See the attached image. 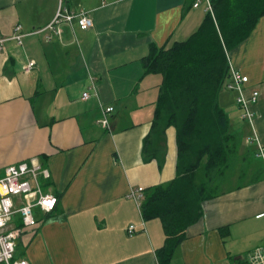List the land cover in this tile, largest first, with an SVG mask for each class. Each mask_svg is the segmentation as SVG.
Here are the masks:
<instances>
[{
  "label": "crops",
  "instance_id": "obj_1",
  "mask_svg": "<svg viewBox=\"0 0 264 264\" xmlns=\"http://www.w3.org/2000/svg\"><path fill=\"white\" fill-rule=\"evenodd\" d=\"M196 2L68 0L71 11L87 12L94 26L82 30L75 20L62 25L58 37L52 31L29 35L53 22L57 0H0V38L6 40L0 49V178L11 165L38 160L50 173L41 180L43 189L59 197L52 214L36 212L40 227L17 240L15 259L31 264H159L164 228L158 219L145 221L130 194L174 180L178 150L174 128L166 131L156 151L152 139L146 146L157 80L145 75L142 60L151 45L167 47L189 9H200ZM18 26L24 35L21 45L12 39ZM48 34L50 42L45 41ZM30 62L36 65L25 73ZM230 69L249 77L248 96L259 92L250 122L242 119L237 93L230 91L235 96L233 119L242 127V134L235 133L249 132L246 146L254 145L259 154L264 148V17L231 52ZM108 107L114 111L104 128L100 121ZM243 151L240 159H245ZM202 209L171 264H240L264 248V177L225 190ZM22 226L16 213L11 228Z\"/></svg>",
  "mask_w": 264,
  "mask_h": 264
},
{
  "label": "trees",
  "instance_id": "obj_2",
  "mask_svg": "<svg viewBox=\"0 0 264 264\" xmlns=\"http://www.w3.org/2000/svg\"><path fill=\"white\" fill-rule=\"evenodd\" d=\"M211 4L213 12L187 40L168 48L151 45L142 60L145 75L157 80L146 146L153 135L155 143L160 139L164 143L166 131L174 128L178 150L176 178L145 191L140 206L145 221L163 223L166 239L157 251L159 264L172 263L188 228L201 219L203 203L215 197L204 193L209 182L234 166L241 146L240 136L230 130L220 94L230 77V54L264 17V0H211Z\"/></svg>",
  "mask_w": 264,
  "mask_h": 264
},
{
  "label": "built area",
  "instance_id": "obj_3",
  "mask_svg": "<svg viewBox=\"0 0 264 264\" xmlns=\"http://www.w3.org/2000/svg\"><path fill=\"white\" fill-rule=\"evenodd\" d=\"M58 10L53 22L44 29H39L29 35H40L45 31L54 32L60 37L63 34L61 26L71 24L77 21L82 30H88L94 26L93 19L85 11L74 12L67 5L68 0H57ZM208 12H213L211 0H206ZM201 5L200 1L194 4L195 8ZM21 27L16 28L17 34L12 38L18 44H22L24 35H20ZM44 34V33H43ZM52 36H46L45 41L50 42ZM6 40L0 38V49H3ZM35 62H30L25 68V73H29ZM250 79L247 75L239 70H231L229 83L226 86L228 91L237 93V104L243 110L242 119L253 122V114L250 110L251 105L258 102L259 92L253 90L250 96H247L245 90L248 89ZM84 100L90 99L89 93L83 94ZM114 111L113 107H108L104 111V118L100 124L104 128L109 126L108 114ZM253 139L247 140V143H253ZM261 158H264V148H260ZM50 178L49 171L44 168L38 160H31L29 163L23 162L18 165H11L4 171L3 177L0 178V264H31L26 259H15L17 240L24 233L35 232L41 222L36 217L39 211L43 215L53 213L57 207L58 200L50 192L43 189L41 180ZM145 189L139 187L131 192L130 196L135 199L139 206L143 199ZM20 213L23 226L20 229L11 228L13 216ZM135 232V227L131 226L128 230L130 236ZM240 264H264V248H258L252 252L247 260Z\"/></svg>",
  "mask_w": 264,
  "mask_h": 264
},
{
  "label": "rangeland",
  "instance_id": "obj_4",
  "mask_svg": "<svg viewBox=\"0 0 264 264\" xmlns=\"http://www.w3.org/2000/svg\"><path fill=\"white\" fill-rule=\"evenodd\" d=\"M197 1H200V3H201L200 9L195 10L194 8L192 9V7L189 9V13L185 17V19H183V22H182L180 28L175 32L172 39L169 40V44L166 45L167 48L171 47L175 42L187 40L203 22L205 16L208 13L207 1L206 0H197ZM190 19H191V25H190ZM228 83H229V79L226 81L225 86H227ZM245 93L247 95V90H245ZM251 94H252V91H251L250 95ZM30 96L32 97V99L35 97L34 93H32ZM233 97H235L233 93H230V91H228L227 89H223V91L220 94V105L222 107H224L226 113L229 115V118H230L231 123H232L230 126L231 132L232 133H235V132L240 133L241 132V134H242V131H241L242 127H240L238 125V120L235 118L233 119V115H232V112H233L232 110L234 108L233 103H232ZM153 98L155 100V95L153 96ZM153 106L154 105H152V107ZM150 109H151L150 114L152 117L155 106H154V108H150ZM236 116H237V114H236ZM243 134L244 135H241L239 137L241 140L240 150H242V151H240L239 156L235 155L234 166L232 168H227V169L223 170L222 174H215L216 175L215 179H214V181L209 182L210 184L207 186V190L204 192L205 194L209 193V194L217 197V196L221 195L227 189H231V188L234 189L237 187L238 188H244L245 186L251 185V183L255 182L256 180H259L260 177H264V164H263V161L261 159H259L261 157L259 156V158H258V156H257L258 152L256 151L255 146L254 145H251V146L247 145L246 146L245 136H248L250 133L246 132ZM154 138H156L155 135L152 136V145L156 151L157 148L159 149V145H157L153 141ZM158 143H159V140H158ZM248 147H250V148L247 151V149H245V148H248ZM150 149H151V146L149 147V151H150ZM243 150H245V153H246L245 159H240L241 155H242V157L244 155ZM241 152H242V154H241ZM147 153H148V150H147ZM150 155H152V154H150ZM258 155H260V152ZM157 159H158V157H157ZM160 165L161 166L163 165V160L161 161ZM251 171H254L253 176L250 174ZM144 194H145V192H144ZM144 194H143V199H144ZM143 199H142V201H143ZM142 201L140 202V206H141ZM160 223L162 224L161 226H163V223L162 222H160Z\"/></svg>",
  "mask_w": 264,
  "mask_h": 264
}]
</instances>
